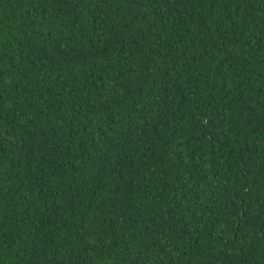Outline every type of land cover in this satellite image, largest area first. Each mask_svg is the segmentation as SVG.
I'll list each match as a JSON object with an SVG mask.
<instances>
[{
  "label": "trees",
  "instance_id": "trees-1",
  "mask_svg": "<svg viewBox=\"0 0 264 264\" xmlns=\"http://www.w3.org/2000/svg\"><path fill=\"white\" fill-rule=\"evenodd\" d=\"M0 264H264V0H0Z\"/></svg>",
  "mask_w": 264,
  "mask_h": 264
}]
</instances>
